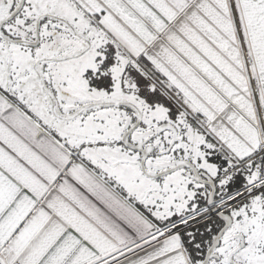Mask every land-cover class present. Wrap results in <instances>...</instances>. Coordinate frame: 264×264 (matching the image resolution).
<instances>
[{"label":"snow or ice","instance_id":"snow-or-ice-1","mask_svg":"<svg viewBox=\"0 0 264 264\" xmlns=\"http://www.w3.org/2000/svg\"><path fill=\"white\" fill-rule=\"evenodd\" d=\"M0 264H264V0H0Z\"/></svg>","mask_w":264,"mask_h":264}]
</instances>
